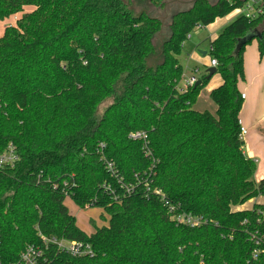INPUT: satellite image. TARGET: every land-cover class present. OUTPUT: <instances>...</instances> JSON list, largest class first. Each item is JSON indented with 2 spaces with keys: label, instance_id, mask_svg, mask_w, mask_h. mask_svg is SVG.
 <instances>
[{
  "label": "trees",
  "instance_id": "16d2710c",
  "mask_svg": "<svg viewBox=\"0 0 264 264\" xmlns=\"http://www.w3.org/2000/svg\"><path fill=\"white\" fill-rule=\"evenodd\" d=\"M171 1L0 0V22L21 14L0 35V152L11 144L18 159L0 168V264L41 244L40 236L83 241L94 251L90 258L58 254L52 264H263V255L251 260L249 239L256 231L264 238L262 207L238 209L264 197V180L255 181V162L239 139L238 85L245 47L256 39L264 55V16H239L209 42L205 55L216 60L221 82L208 95L215 111L198 110L210 78L202 73L200 85L180 91L182 44L195 26L241 3ZM150 6L166 11L167 21ZM162 25L167 36L158 52ZM106 99L111 103L98 114ZM134 132L147 134L150 155L129 137ZM102 156L125 181L139 174L149 190L140 185L114 201L102 185L122 191ZM152 189L205 222L175 225ZM65 193L80 209H101L107 225L81 230Z\"/></svg>",
  "mask_w": 264,
  "mask_h": 264
},
{
  "label": "built area",
  "instance_id": "2783aa9c",
  "mask_svg": "<svg viewBox=\"0 0 264 264\" xmlns=\"http://www.w3.org/2000/svg\"><path fill=\"white\" fill-rule=\"evenodd\" d=\"M229 3L231 0H227ZM237 12L238 16H242L248 20H254L261 16H264V0H247L244 3H241V6L235 9L233 12ZM201 26L197 25L194 28V31L200 29ZM189 37V34L187 35ZM210 67L215 68L217 62L215 59L209 61ZM197 82L195 77H190L188 79H182V87L180 91L186 90L188 87L193 86ZM241 99H244V94H241ZM239 121V120H238ZM240 125V122H239ZM247 134V131L240 126L239 139L243 140L244 136ZM132 140H138L142 144V149L146 152L147 155H150L149 150L147 149V134L145 132H134L129 136ZM101 147V145H100ZM103 148V147H101ZM105 163V169L114 180V183L117 185V188L122 191V195L117 194L113 187L104 183L102 188L105 193L113 197L114 201H121L122 197L130 195L135 189L143 185L146 191L149 190L148 183H144L139 178V174L135 173L129 181H125L122 176L119 175L116 170L113 162L106 160L103 156L101 157ZM17 156L15 155L14 148L11 144L7 148L0 152V168L13 166L17 161ZM64 186L66 183L63 184ZM57 186H54L53 189H57ZM152 194L158 197L162 202L163 206L166 209V213L169 215L170 220L178 226H185L188 228H195L201 225L203 221L200 217L193 216L191 214L181 212L178 207L170 203L166 198H164L163 193L158 189H152ZM65 198L69 199V196L65 193ZM92 206L91 203L85 204L83 209H88ZM80 210V208H79ZM263 215V214H262ZM245 223V222H244ZM258 224L264 225V215L261 220H257ZM249 239L253 245V249L250 254V258L253 261H256L264 256V238L259 236L258 232L249 234ZM41 244L39 245H29L27 246L19 255L18 259L12 264H52L54 258L58 254H65L72 258H82V257H92L94 251L92 246L89 243L83 241H70L66 239H57L55 237H44L40 236ZM51 249L55 251L54 257L49 256ZM264 264V261H263Z\"/></svg>",
  "mask_w": 264,
  "mask_h": 264
},
{
  "label": "crops",
  "instance_id": "0c3cea01",
  "mask_svg": "<svg viewBox=\"0 0 264 264\" xmlns=\"http://www.w3.org/2000/svg\"><path fill=\"white\" fill-rule=\"evenodd\" d=\"M172 1L169 2V4L180 5ZM162 13L165 19L163 20L164 21L163 23H165L167 21L168 15L166 11H165L166 14H164V11ZM224 18H221L219 20L223 22ZM230 21L231 20L229 19L227 20L224 19L223 23L219 22L220 23L218 27L219 30L222 31L223 28L226 27ZM166 26L162 25V32L166 30L165 29ZM219 33H212V39L216 38ZM209 64L210 63L208 62V65L206 66V70L210 68ZM243 67H244L245 80L239 83L238 88L240 93L244 94L245 97L242 100L243 102L238 116L239 118L238 120L240 122V126H242L247 131V134L244 136L242 140L243 152L248 158L254 160L256 165L254 179L255 181H260V180H264V55L262 57L259 56L256 39H253L250 42V44H248L245 47L243 54ZM206 70L202 73L207 74ZM202 73H200L199 76ZM182 75H183V79L195 77L198 81L199 78L198 75H195L193 73L189 75H185V74ZM220 82H221L220 77L217 74L213 75L210 78V80L207 83L208 85L207 89L204 91V96L207 99H209L208 95L210 91L216 88L220 84ZM198 101H199L198 104L195 105V108H197L198 110L206 109L211 112L215 111V106L213 104H212V108L208 109L200 105V97ZM199 107H201L202 109H200ZM262 198L264 197H258L252 199L248 201L246 204L260 205L263 211L264 202L263 200L261 201ZM238 209L239 210L243 209V206H241Z\"/></svg>",
  "mask_w": 264,
  "mask_h": 264
},
{
  "label": "rangeland",
  "instance_id": "374dc122",
  "mask_svg": "<svg viewBox=\"0 0 264 264\" xmlns=\"http://www.w3.org/2000/svg\"><path fill=\"white\" fill-rule=\"evenodd\" d=\"M216 0H210L211 3L215 2ZM149 9V12H152L154 15L157 14V16L160 17L162 23L164 22V15L159 13L156 9L153 7H147ZM30 9H25V12H29ZM21 14H16L15 16L10 17L9 19H6L2 22H0V35H2L3 30L6 26L15 25L16 20L20 17ZM238 16V13L232 12L229 14V16L225 17L224 19L227 20H234ZM223 19V22H224ZM215 20L211 25L208 26H202L200 29L193 31L189 34V37L187 36L186 40L183 42L180 54L178 56V60L180 64L182 65V73L185 75H189L191 73L198 75L206 70V66L209 62V57L207 55H203V53H209L210 46L209 42L212 39V33H219L221 30H219V22H222L221 20ZM230 21V22H231ZM222 22V23H223ZM229 22V23H230ZM167 36L166 30L161 31L158 34V37L155 40V45L157 47V51L159 52L161 49V44L164 41L165 37ZM159 55V53H158ZM158 56L157 54L150 59V64L153 65L157 62ZM197 76V77H198ZM210 84V83H209ZM206 85L199 93L197 97L196 104H198V99L200 97V105L211 109L212 103L209 99H207L204 96V91L207 89ZM203 96L201 97L200 96ZM111 103V99H106L103 103H101L98 108L97 112L98 114H101L103 109H105L109 104ZM195 104V105H196ZM202 109L201 107H199ZM264 198L261 199V201ZM65 206L68 209V212L74 216L77 226L85 231L86 233L94 232L95 228H99L102 226L107 225L108 216L103 213V211L96 207H90L88 209H80L73 204V202L70 199H65L64 201ZM252 204H244L243 209L251 208ZM262 214L264 215V205H263V211ZM103 215V218L100 216Z\"/></svg>",
  "mask_w": 264,
  "mask_h": 264
},
{
  "label": "water",
  "instance_id": "95a60500",
  "mask_svg": "<svg viewBox=\"0 0 264 264\" xmlns=\"http://www.w3.org/2000/svg\"><path fill=\"white\" fill-rule=\"evenodd\" d=\"M197 1H200V0H173L172 2H176L182 6H192L194 5ZM235 2H239V3H244L245 1L247 0H233ZM164 14L165 11H164ZM162 23V21H161ZM162 31V29L160 30V32ZM260 35V32H251V33H248L244 38L240 39L237 43V46H236V49H239L245 42L247 41H251L253 38L255 37H259ZM203 55H205L203 53ZM206 73H207V76H206V79H209L211 78L215 73H216V69L213 68V67H210L206 70ZM201 84V81L198 80L195 84H194V87L198 86Z\"/></svg>",
  "mask_w": 264,
  "mask_h": 264
}]
</instances>
